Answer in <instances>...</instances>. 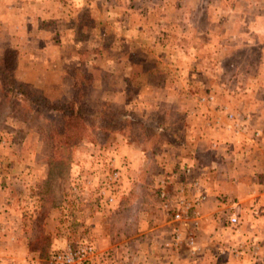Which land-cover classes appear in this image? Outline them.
Returning <instances> with one entry per match:
<instances>
[{"label":"rangeland","instance_id":"obj_1","mask_svg":"<svg viewBox=\"0 0 264 264\" xmlns=\"http://www.w3.org/2000/svg\"><path fill=\"white\" fill-rule=\"evenodd\" d=\"M5 50L31 94L83 109L0 79V264L78 245L89 264H264V0H0ZM198 176L218 185L200 207Z\"/></svg>","mask_w":264,"mask_h":264},{"label":"trees","instance_id":"obj_2","mask_svg":"<svg viewBox=\"0 0 264 264\" xmlns=\"http://www.w3.org/2000/svg\"><path fill=\"white\" fill-rule=\"evenodd\" d=\"M14 54L15 52L13 50H5L0 61V79L6 87L13 90L14 93L26 97L28 99V102L38 109H47L61 112L63 115L67 114L68 117H72L73 119H75L74 121L80 119L78 114L83 109L81 105L75 106L73 102L65 99L40 98L26 90L24 85L21 82L17 81L12 76V74L9 73L15 67L16 61Z\"/></svg>","mask_w":264,"mask_h":264},{"label":"built area","instance_id":"obj_3","mask_svg":"<svg viewBox=\"0 0 264 264\" xmlns=\"http://www.w3.org/2000/svg\"><path fill=\"white\" fill-rule=\"evenodd\" d=\"M118 172L112 171L109 174L108 179L114 181L118 179ZM109 201H112V198H107ZM175 217H178L179 214L175 213ZM227 221L234 225L237 223V217L231 213L227 218ZM95 255L93 248L90 245H78L74 248L67 247L66 249L56 252L51 255L50 262L51 264H89L88 261Z\"/></svg>","mask_w":264,"mask_h":264},{"label":"crops","instance_id":"obj_4","mask_svg":"<svg viewBox=\"0 0 264 264\" xmlns=\"http://www.w3.org/2000/svg\"><path fill=\"white\" fill-rule=\"evenodd\" d=\"M214 156H215V154H214ZM201 171V170H200ZM201 174L200 175H202V174H206L207 173V171H205V170H203V172H200ZM211 174V173H210ZM212 174L214 175H220L221 173L216 169V170H213L212 171ZM206 181H205V180ZM194 185H191V183H190V181L188 182V184L185 186L186 188H187V190H189L190 192L191 191H194V192H196V206L197 207H200L202 204L204 205V203H206V201L208 200V201H210V200H212L213 201V199H215V195H216V188L218 187V185H217V183H216V179L215 178H213V176L211 177V178H207V176H204V177H200V176H198V178H197V180H195V182L193 183ZM184 183H182V188H184ZM261 188H263L262 189V191H260L259 193H256L255 195H257V194H259V195H262L263 193H264V187L262 186ZM253 192H256L255 190H251V193H253ZM254 195V196H255ZM190 196V194L188 195L187 194V197H189ZM190 198V197H189ZM263 198V196H261V199ZM249 199H253L252 198V195H250V196H248V197H245V198H243V199H241V200H239V201H249ZM259 201H260V197H259V199H258ZM166 201V200H165ZM168 202V204L169 205H171L170 204V201H167ZM168 204L166 205V206H168ZM162 206H164V207H166L165 206V204L164 205H162ZM207 216V215H206ZM160 217V216H159ZM159 217H158V219H159ZM204 217H205V215H204ZM170 221H172V219H170V220H168V221H165V222H163V223H170ZM163 225V224H162ZM191 242V243H190ZM190 242H188L189 243V245H191V244H193V241H192V239H191V241Z\"/></svg>","mask_w":264,"mask_h":264}]
</instances>
